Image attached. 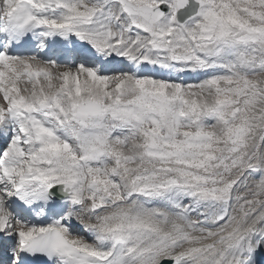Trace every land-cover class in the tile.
Returning <instances> with one entry per match:
<instances>
[{"label": "snow or ice", "instance_id": "obj_1", "mask_svg": "<svg viewBox=\"0 0 264 264\" xmlns=\"http://www.w3.org/2000/svg\"><path fill=\"white\" fill-rule=\"evenodd\" d=\"M0 264H264V0H0Z\"/></svg>", "mask_w": 264, "mask_h": 264}]
</instances>
